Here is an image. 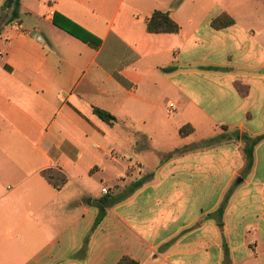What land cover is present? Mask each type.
<instances>
[{
	"label": "crops",
	"instance_id": "obj_1",
	"mask_svg": "<svg viewBox=\"0 0 264 264\" xmlns=\"http://www.w3.org/2000/svg\"><path fill=\"white\" fill-rule=\"evenodd\" d=\"M156 10L179 33L147 32ZM223 13L236 23L212 28ZM239 15L223 0H21L12 19L0 0V264H264V139L245 155L264 135V30ZM229 39L243 62L210 61ZM50 168L69 177L62 189Z\"/></svg>",
	"mask_w": 264,
	"mask_h": 264
},
{
	"label": "trees",
	"instance_id": "obj_2",
	"mask_svg": "<svg viewBox=\"0 0 264 264\" xmlns=\"http://www.w3.org/2000/svg\"><path fill=\"white\" fill-rule=\"evenodd\" d=\"M21 4V0H7V7L12 10V19H16L19 16V7ZM236 23V20L230 16L228 13H223L220 16L214 18L211 22V27L220 30L224 28H228L233 26ZM55 25L61 27L71 35L79 38L83 42L89 44L91 47L97 49L101 46L102 40L85 30L81 29L77 25L71 24V27H66L58 24L55 22ZM146 29L147 32L153 33V34H159V33H179L180 26L179 24L171 17L170 13L163 12L160 10H156L151 17H149L146 20ZM165 72H170L173 70V67H168L163 69ZM241 85V84H239ZM248 89L246 90H240V93L242 95H245L247 93ZM94 113L104 122L107 124H114L117 120V118L100 108H94ZM194 132L193 127L190 125L184 126L180 129V134L182 136H189ZM225 135H219L216 137L209 138L205 141L208 145H213L218 143L219 141H222L225 139ZM264 139V135L258 136L256 138H250L249 144L245 148V155L248 160H251L253 156V150L255 145ZM43 177L56 189L60 190L62 189L69 181V177L59 168H50L42 171ZM143 183V180L136 182L135 184L131 185L129 187L130 192H133L136 188H138ZM228 199V197H227ZM118 198L113 197L111 194L106 195L104 198L99 199L96 203V207L98 209V213L95 219V222L91 228L90 233L94 232L97 227L101 224V222L105 219L107 215V208L117 202ZM220 216L222 214V211H220ZM89 236L85 238L84 241V247L82 249V252L86 251V247L89 243ZM117 264H140L138 261L128 257L124 256Z\"/></svg>",
	"mask_w": 264,
	"mask_h": 264
},
{
	"label": "rangeland",
	"instance_id": "obj_3",
	"mask_svg": "<svg viewBox=\"0 0 264 264\" xmlns=\"http://www.w3.org/2000/svg\"><path fill=\"white\" fill-rule=\"evenodd\" d=\"M227 6H231L234 5L237 9V11L240 13V22L242 25L248 24L249 22L246 21V17L252 20V23L256 26V27H261V29L264 30V0H223ZM244 18H242V17ZM248 20V19H247ZM204 34V32L202 33ZM212 34H214V32H212L210 30V35L208 37V40H212ZM261 41L264 42V38L261 39ZM211 43V41L207 42L203 51H209L211 50L210 47H208V45ZM227 46V47H226ZM226 47V48H225ZM225 50H222L224 49ZM245 53L244 49H240L236 47V44L234 42H232L231 39L227 40V42L225 43V46H222L220 48H218L214 54L212 56L209 57V60H214L216 62H230V63H234V64H241L243 62V54ZM231 55V57H229ZM244 90H246L245 87H243ZM168 98L170 97H165L164 99V104H166ZM162 115L164 116V120L168 121V113H162ZM152 127L154 128H159L158 130L161 132L160 136L158 135V139H156V143L157 142H164L166 141V139L169 137L168 133H165L161 130L162 128V124H156L155 122L152 123ZM167 137V138H166ZM155 141V140H153ZM118 185H114L113 188L108 189V193L110 194L111 191L115 190V188H117Z\"/></svg>",
	"mask_w": 264,
	"mask_h": 264
},
{
	"label": "built area",
	"instance_id": "obj_4",
	"mask_svg": "<svg viewBox=\"0 0 264 264\" xmlns=\"http://www.w3.org/2000/svg\"><path fill=\"white\" fill-rule=\"evenodd\" d=\"M176 108H177V103H176V102H174V101L169 102V103H168V108H167V113H168L169 115L174 114ZM103 193H105V194L108 193L107 188L103 189Z\"/></svg>",
	"mask_w": 264,
	"mask_h": 264
}]
</instances>
